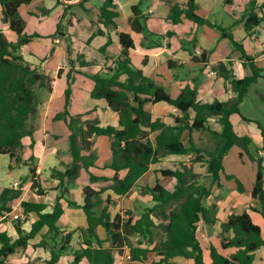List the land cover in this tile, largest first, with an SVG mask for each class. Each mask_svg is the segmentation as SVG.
<instances>
[{"label":"trees","instance_id":"16d2710c","mask_svg":"<svg viewBox=\"0 0 264 264\" xmlns=\"http://www.w3.org/2000/svg\"><path fill=\"white\" fill-rule=\"evenodd\" d=\"M32 1L0 0L4 20L17 34V40H9L0 29V154H9L12 163L16 165L29 164L30 174L34 180L33 187H37L34 157L31 156L29 161L23 158L25 149L23 138L34 136L35 128L29 120L38 112L40 104L38 89L51 90L54 78L29 63L21 53L23 45L41 36L39 33L25 31V21L19 13V8L23 4ZM57 1L64 5L55 34L61 38L66 35L63 21L69 11L74 6L85 8L88 0H80L77 4L71 3L74 0ZM142 5L141 1L132 6L133 15L130 17V23L133 30L147 33L148 26L144 21L147 20L148 15L143 12ZM198 7L197 0H188L186 6L175 3L171 6L169 19L173 24H178L186 18L198 25L216 27L221 31L222 37L229 38L233 46L242 52L243 58L249 62L253 70L251 75L237 78L224 61H220L215 66L218 74L231 83L236 92L235 98L228 101L215 99L212 102H203L198 99V84L194 86L187 84L181 93L174 97L164 85L145 75L141 68L132 63L129 49L134 46V39L130 33L123 31L119 33L122 45L119 57L105 70L88 75L95 83L93 97L106 99L109 106L120 116L119 126L91 123L87 126L91 135H105L112 139V160L105 166L116 171V174L109 179L112 182L111 188L116 194L124 195L130 192L137 180L149 170L151 164L161 161L163 157L171 154H194L195 156L190 159L192 165L159 169L163 176L174 177L177 180L175 187L170 189L160 181H157L153 187L146 186L143 191L152 195L155 204L146 207L136 219L133 213H130L126 222L120 213L112 216L108 204L103 206L100 214H97L95 209L103 202L102 191L96 190L92 185L84 187L85 198L82 204L71 200L66 184L68 181L76 180L82 167L90 173L91 181L99 177L90 169L94 165L96 154L90 152L85 155L84 150L87 149L83 138L84 129L82 126L76 128L79 122L69 113L71 88H68L65 110L55 115V119L64 118L69 121L72 130L70 151L73 161L65 171L53 173L59 181L58 188L61 190L51 211L46 210L45 203L23 200V212L27 215L35 212L38 215L31 229H24L23 221L19 218H14L18 233L16 238L0 229V264H6L9 255L18 248H26L30 240L40 234L44 227L48 229L42 233L39 245L48 248L51 252V258L46 264H59L61 257L68 252L74 256L69 264H82L84 260L89 264H114L115 251L123 252L125 245L130 247L128 252L130 260L146 259L149 248L133 245L130 240L131 235H139L149 243L155 242L156 237H159L154 247L159 258L153 264H172L173 259L178 256L193 258L195 264L254 263L256 250L264 245V237L261 226L253 221L247 210L232 214L221 224L222 248H234L235 251L225 254L218 247L212 246L209 263L204 260L198 228L201 221H211L208 218L209 208L206 200L213 194L215 187L220 185L222 174L225 173L223 163L225 156L234 145L242 144L246 147L251 143L250 137L240 136L235 131L231 116L240 113L241 102L250 86L263 76V69L255 64L254 57L246 52L231 28L223 27L200 15L197 12ZM119 14L114 0H104L99 8V21L105 26L117 27L116 18ZM241 18L245 31L252 34L264 21V0H249ZM173 34V30L167 32L168 36ZM110 41L111 39L108 43ZM105 49L106 46L102 48L103 51ZM194 60L206 62L207 52H203L199 57L195 56ZM228 63L231 64V61ZM80 64L84 66L89 63L81 59ZM61 73L62 68L59 70V75ZM149 102L154 104L168 102L174 105L179 110V114H173V124H167L160 117L153 119L151 112L146 109V104ZM213 115L218 117L220 131H215L209 126V118ZM194 130H209L216 137L217 144L213 152L199 147L192 137L188 139V144L184 142L185 132ZM261 161L262 159H257L258 173L252 192L260 201V208L256 210L264 215V167ZM195 162L207 164V171L203 175L193 169ZM120 171H125V175L120 176ZM226 177L233 178L230 174H226ZM21 194L22 190L19 188H3L0 191V214L10 213L14 200ZM63 198L70 205L81 207L87 216L89 225L82 231L83 241L77 248L72 247L76 230L64 232L58 223L64 213L61 202ZM154 216L158 218V222L155 221ZM98 226L105 229L106 238L99 236L96 230ZM228 232H232L233 235L227 236Z\"/></svg>","mask_w":264,"mask_h":264},{"label":"crops","instance_id":"0c3cea01","mask_svg":"<svg viewBox=\"0 0 264 264\" xmlns=\"http://www.w3.org/2000/svg\"><path fill=\"white\" fill-rule=\"evenodd\" d=\"M34 1L37 2V0H33L32 2ZM79 1L74 0L71 3L77 4ZM95 1V5H93L92 0H88L85 3V8L74 6L69 11L63 21L66 35L61 38H58L55 34L64 5L57 0H40L34 7V11L28 10V19L20 15L25 21V31L27 33H39L41 35L34 38L28 44L23 45L21 53L29 63L53 77L54 81L51 90L47 88L39 90L40 104L38 112L34 118L29 120V123L33 124L35 128L34 136L23 138V143L25 144L23 158L29 161L31 156L34 157L35 178L37 179L39 190L33 187L34 180L30 174L29 164L21 163L20 165H16L12 163L9 154H0V191L5 187L22 190V194L13 202L12 211L10 213L4 212L3 215L0 214V229L7 231L13 238H16L18 235L14 225L15 214L21 215L23 228L26 230H30L33 222L38 218L35 212H31L28 215L23 212L22 201L30 200L45 203L47 205L46 210L51 211L61 190L58 188L59 181L53 176V173L65 171L73 161V155L70 151V135L72 130L69 126V121L64 118L55 119V115L65 110L66 90L71 88V99L68 110L70 115L75 116L79 122V124H76V128L83 127L85 142V131L88 130L87 126L89 123L101 126L109 124L119 126V113L109 106L106 99L93 97L92 91L95 83L88 75L105 70L106 67H109L119 57L122 51L119 38L121 31L130 33L134 39V46L129 49L132 63L136 67L141 68L145 75L154 79L157 83L164 85L174 97L178 96L187 84L191 86L198 84V99L203 102H212L215 99L228 101L235 98L236 92L231 83L219 75L215 69L216 64L220 61H224L233 70L237 78H242L253 73L249 62L245 61L242 52L235 47L230 54H224L223 52L217 55V58H213L212 53L215 51V47L211 46L213 44L212 38L210 36L206 37L205 35L207 34L205 32L203 33L205 38L202 35L199 38V25L195 22L186 18L178 24L171 22L169 19L171 6L175 3L186 6L188 0H159L160 7L162 5L165 6L163 17L166 19V26L160 32L154 27L148 26V34L133 30L130 23V17L133 15L132 6L141 1L143 2V0H114L119 13L125 14L124 22H122L124 25L119 23L120 14L116 18L117 27L105 26L99 21V8L104 0ZM223 1L231 4L233 7L235 6L233 10L240 9L241 7V3L238 0ZM91 6H94L93 8L96 9L94 20L96 21V18H98V24L90 20L93 19L88 13V8L92 9ZM159 12L160 8L149 6L144 13L148 15L147 20L151 16L157 20H162L161 17H156ZM203 16L207 17L206 15ZM241 22H239L236 31L231 30L234 32L236 39L238 35L243 40L242 44L246 52L254 57V62L259 67V63L264 61V21L252 34L245 31L244 23ZM182 27L188 28L187 30L193 32L195 35H192L189 39L187 37L186 41L181 43V35L187 31L184 30L182 32ZM0 29L3 30L9 40H17V34L15 37L9 36V33L15 32L5 22L1 4ZM169 30L174 31L172 36L167 35ZM257 32H260V34L257 35ZM67 35L70 37V41H68ZM215 38L217 40L220 39L217 35ZM109 39L111 41L108 43ZM217 45L220 44L217 43ZM105 46L106 49L103 51L102 48ZM190 49L193 51L191 52ZM196 49H200L202 53L207 52L208 60L206 62L194 60L195 56L199 57L202 55L197 54ZM81 59H84L89 64L81 65ZM229 61H231V64L228 63ZM210 64L213 65V68L207 70L206 67ZM237 64H240L243 69L236 71L235 66ZM248 66L251 69L250 74L247 71ZM61 68L62 73L59 75ZM179 68L184 69L182 75L175 72V69ZM260 68L263 69V76L259 77L250 86L248 93L250 90H254V88L257 89L259 84H261L260 80L264 79V67L261 66ZM204 75H206L205 78ZM259 95L261 98L264 97L262 91L259 92ZM244 99L240 104V113L232 114L231 120L238 135L250 137L251 143L246 147L242 144H236L232 148L238 146L241 149L238 150L241 163H246L245 160L247 159V155L242 148H245L247 154L249 153V157L251 158L248 173L249 181L246 184L244 182L245 175L241 172L242 168H240L243 165L238 164V170H233L232 168H226L224 164L225 173L222 174L220 185L215 187L213 194L206 200L209 208L208 218L211 221H201L198 228V238L203 248L206 263L210 262V249L212 246L218 247L225 254L235 251L234 248L224 249L221 245V224L226 222L232 214H239L247 210L253 221L261 226L264 237V215L256 210L260 208V201L253 196L252 192L258 173L257 159H262L261 162L264 167V123L261 118L243 112L242 104ZM146 109L151 112L153 119L160 117L167 124H173V114H179V110L168 102L155 104L149 102L146 104ZM209 121L211 129L215 131L221 130V125L216 115L211 116ZM190 137L194 139L199 147L206 151L213 152L216 148V137L209 130L185 132L184 142L186 144L189 143L188 139ZM111 141L112 139L109 136L91 135L90 146L87 147L86 144L87 150H84V153L85 155H88L90 152L96 154L94 165L90 169L99 178L91 181L90 173L85 167H82L79 176L76 178V180L81 179L79 187H73L74 182L71 181H68L66 186L69 188V198L82 204L85 198L84 187L92 185L96 190L102 191L101 201L103 202L100 206L96 207L97 214H100L103 206L108 204L111 215L115 216L117 213H120L123 220H125V212L128 217L130 213H133L136 219L141 216L146 207H151L155 204L152 195L145 193L143 190L146 186L153 187L157 181H161L163 177H166L159 172V169H175L183 165H192L191 161L188 164L178 161L180 165L167 164L166 166H162L163 160H184L183 156L188 157L190 160L195 156L194 154H171L163 157L161 161L151 164L149 170L137 180L130 192L119 195L112 190V182L109 180L116 174V171L105 166L112 160ZM252 144L257 146L256 155L250 151ZM228 156L229 153L225 156L223 163L226 162ZM198 163L200 167L195 165ZM193 169L203 175L207 171V164L205 162H195L193 163ZM226 174L232 175L233 178L226 177ZM119 175L124 176L125 171H120ZM16 182L19 183V187L15 186ZM176 183L177 180L173 177L170 185L165 184V186L173 189ZM76 192L79 193L75 197L74 194ZM80 192H83V197L79 195ZM61 202L64 207V213L58 223L64 232L76 230L72 247L77 248L83 241V237L80 236L82 235V231L86 230L89 225L87 216L81 207L70 205L65 198L61 199ZM154 218L158 222V218L156 216ZM47 229L48 227H44L40 234L30 240L26 248H18L14 253L10 254L6 260V264H46L51 258V252L48 248L40 246L39 242L42 239V233L46 232ZM96 230L101 238H106V232L102 226H98ZM226 235L231 237L233 233L228 232ZM158 238L157 236L155 242L149 243L139 235H131L130 240L133 245L149 248L147 258L136 261L130 260L128 258L130 247L129 245H125L123 252L115 251L116 261L114 264H134L135 262L137 264H153L159 258L154 248ZM73 258V254L68 252L61 257L59 264H69ZM173 261L172 264H195L193 258L183 256H178ZM263 261L264 245L256 250V258L253 264H264ZM82 264H89V262L84 260Z\"/></svg>","mask_w":264,"mask_h":264},{"label":"rangeland","instance_id":"374dc122","mask_svg":"<svg viewBox=\"0 0 264 264\" xmlns=\"http://www.w3.org/2000/svg\"><path fill=\"white\" fill-rule=\"evenodd\" d=\"M39 1L40 0H37V2L34 1V2H31L30 4L23 5L19 9L20 15H22L25 19H28V17H29L28 16V10L34 11L35 10L34 7L37 5V3ZM238 1L241 3V7H240L241 10L239 8H238L239 10L238 9L233 10L235 8V6L233 7L231 4H228V3L224 2L223 0H199L198 4L200 7H199V10L197 12L201 15H206L209 19H211L214 22H217L218 24H221L223 27L231 28L233 31H236V28H238V25H239L238 20L242 21L241 13L244 9V5H246L249 0H238ZM92 2H93V5L96 4L95 0H92ZM149 6H153L154 8H160V12L158 13V16H156V17H161L162 20H157L156 18H153L151 16V18L144 21L145 24L147 26L154 27L159 32L163 31L164 27L166 26L165 25L166 19L163 17L164 16L163 12L165 10V6L162 5L160 7L159 0H143L142 9L144 12L147 11ZM93 7L94 6H91L92 9H90V7L88 8L89 16L93 17V19H90V20L93 22H96L98 24V18H96V21L94 20V17L96 14V9ZM124 15H125L124 13H121L120 17H119V23L122 25H124L122 23V22H124ZM263 24H264V22H263ZM167 26H168V24H167ZM187 29L188 28H186V27H182V32L184 30H187ZM187 31L182 33V35H181L182 37L180 38L181 43L185 42L187 37L189 39L192 35H195L193 32H189V30H187ZM204 32L207 34V35H205L206 37L210 36L212 38L213 44L211 46L215 47V51L212 53V55L214 56L213 58H217L216 56L219 54H222L223 52H224V54L225 53L230 54L234 50V46H233L232 42L230 41V39L222 37L221 31L218 28H216V27L214 28V27H211L208 25H199V28H198L199 38L201 37V35L204 36V34H203ZM145 34H148V33H145ZM256 34L259 35L260 32H257ZM15 35H16V33H9V36H11V37H15ZM216 35L219 36L220 39L217 40V38H215ZM205 36H204V38H205ZM67 37H68L67 38L68 41H70V37L68 35H67ZM237 39L239 42L243 43V40L241 38H239L238 35H237ZM217 43L220 45H217ZM261 66L264 67V61H261L259 63V67H261ZM211 68H213V65H211V64L206 67L207 70H209ZM235 69H236V71H238V70L243 69V67H241L240 64H237L235 66ZM247 71L249 74L251 73V69L249 66L247 67ZM175 72L178 74L180 73L182 75L184 73V69H180V68L175 69ZM205 77H206V75H204V78ZM260 83L261 84H259L257 89L254 88V90H250L248 95L245 97L244 102L242 104V110L245 114H251V115L256 116L257 118H261V120L264 123V113H263L264 97L261 98V96L259 95L260 91H262L264 93V79H261ZM42 89H44V88H42ZM39 90L40 89H38V96L40 98ZM212 141H213V139H212ZM62 145H63V143H62ZM239 149L240 148L238 146H235L234 148H232L231 151L229 152V156H228V158L224 164H225L226 168H232L233 170H238V164L243 165L240 168H242L241 172L245 175V177H244L245 181L244 182L246 184V182L248 183V181H249L248 173H249L251 158L249 157V153L247 154L245 148H242L244 153L247 155V159L245 160L246 163H241L240 153L238 152ZM250 151L254 155H256L257 146L252 144V146L250 147ZM183 159L184 160H178L177 159V160H173V161L163 160L162 166H166L167 164L180 165L179 162H181V163L185 162V164L190 163L189 162L190 160L188 157L183 156ZM195 165L200 167L199 163L195 164ZM236 172H238V171H236ZM172 178L173 177H163L160 182L164 185L165 184L170 185ZM80 183H81V179L74 181L73 187L74 186L79 187ZM18 186H20V185H18ZM35 188H37L39 190L38 185ZM78 193L79 192H76L74 194V196L76 197L78 195ZM79 195L81 197H83V192H80ZM124 218H125V222H126L128 220V216H127L126 212L124 214ZM80 236L83 237L82 235H80ZM134 264H137V263L135 262Z\"/></svg>","mask_w":264,"mask_h":264},{"label":"built area","instance_id":"2783aa9c","mask_svg":"<svg viewBox=\"0 0 264 264\" xmlns=\"http://www.w3.org/2000/svg\"><path fill=\"white\" fill-rule=\"evenodd\" d=\"M196 52H197V54H202V51H201L200 49H196ZM18 185H19V183L16 182V183H15V186L19 187ZM14 218H16V219H17V218L21 219L22 217H21V215H19V214H15V215H14ZM263 263H264V261H263Z\"/></svg>","mask_w":264,"mask_h":264},{"label":"water","instance_id":"95a60500","mask_svg":"<svg viewBox=\"0 0 264 264\" xmlns=\"http://www.w3.org/2000/svg\"><path fill=\"white\" fill-rule=\"evenodd\" d=\"M90 136H91V134H90L89 130H86V131H85V137H86V144H87V147L90 146Z\"/></svg>","mask_w":264,"mask_h":264}]
</instances>
